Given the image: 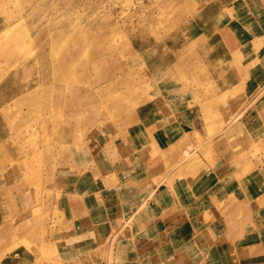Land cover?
I'll use <instances>...</instances> for the list:
<instances>
[{
	"label": "rangeland",
	"instance_id": "obj_1",
	"mask_svg": "<svg viewBox=\"0 0 264 264\" xmlns=\"http://www.w3.org/2000/svg\"><path fill=\"white\" fill-rule=\"evenodd\" d=\"M0 264H264V0H0Z\"/></svg>",
	"mask_w": 264,
	"mask_h": 264
},
{
	"label": "bare ground",
	"instance_id": "obj_2",
	"mask_svg": "<svg viewBox=\"0 0 264 264\" xmlns=\"http://www.w3.org/2000/svg\"><path fill=\"white\" fill-rule=\"evenodd\" d=\"M7 33H8V32H7ZM6 35H7V34H6ZM8 35H9V34H8ZM92 37H93V36H92ZM96 41H98V40H96ZM98 43H99V42H98ZM98 43H97V44H98ZM55 57H56V56H55ZM104 76H105V75H104Z\"/></svg>",
	"mask_w": 264,
	"mask_h": 264
}]
</instances>
